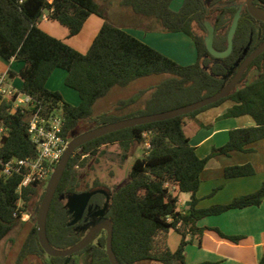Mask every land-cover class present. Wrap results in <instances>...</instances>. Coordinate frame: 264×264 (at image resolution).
Listing matches in <instances>:
<instances>
[{
    "label": "trees",
    "instance_id": "obj_1",
    "mask_svg": "<svg viewBox=\"0 0 264 264\" xmlns=\"http://www.w3.org/2000/svg\"><path fill=\"white\" fill-rule=\"evenodd\" d=\"M119 1L135 14L155 20L160 32H181L191 38L196 61L181 65L113 25L96 0H0V58L23 64L18 72L11 69L10 76L22 79L21 91L36 99L46 113L57 111L63 115L64 135L69 139L97 126L165 112L214 95L229 83L240 63L264 40V21L248 12L246 0H183L178 10L172 9L173 0ZM254 6L264 12V0H254ZM238 11L240 17L232 52L224 58L212 56L205 43L208 20L214 31L213 47L217 52H224L229 28ZM45 12L49 20L68 30L69 37L77 35L91 15L99 16L104 22L88 50L81 53L38 26ZM55 69L66 71L65 85L78 93V105L64 101L58 91L46 87ZM149 77L161 79L150 88L120 100L112 110L95 114L96 104L113 89L126 88ZM228 101L233 105L223 118L250 116L255 125L229 131V140L224 146L201 158L190 144L184 126L200 112ZM10 107L5 101L0 106V121L8 131L0 147V241L18 225L33 221L18 263L28 256H36L44 264H110L105 230L86 248L69 257H51L40 246L36 217L45 182H33L18 191L22 175H1L2 162L36 156L35 145L27 133L29 115L11 114ZM262 139L264 52L248 66L237 87L219 101L189 114L105 134L77 149L69 159L50 206L46 221L48 240L57 250L76 245L88 233L80 228L88 226L90 230L96 223L95 212L100 210L103 218L113 224L112 248L120 264H186L184 251L190 242L188 236L202 235L204 229L197 227L201 218L230 209L259 206L264 199L263 185L254 193L227 204L198 207L200 176L207 161L233 151H252L250 146ZM147 141L150 146L134 161L126 184L111 193L101 189L79 191L78 168L84 167L87 158L97 155L102 146L119 144L125 159L133 147L145 145ZM253 174L250 164L227 167L224 171L226 178ZM180 193L190 194V209L186 213L179 211ZM76 195L88 197L77 222L70 214L69 201L63 202L64 198ZM23 214L31 216L24 222ZM214 230L224 239L233 242L240 239ZM171 231L181 236L175 251L167 245ZM258 264H264V257Z\"/></svg>",
    "mask_w": 264,
    "mask_h": 264
},
{
    "label": "crops",
    "instance_id": "obj_2",
    "mask_svg": "<svg viewBox=\"0 0 264 264\" xmlns=\"http://www.w3.org/2000/svg\"><path fill=\"white\" fill-rule=\"evenodd\" d=\"M109 2L110 0L98 1L102 6L103 4L107 5ZM182 2L183 0H179L176 3L173 0L172 9L178 10ZM99 18L96 15L89 16L81 31L71 39L65 27L56 21L48 19L47 12L40 19L38 26L49 35L61 39L77 51L85 53L104 22L102 18ZM123 29L150 47L181 63L168 50H161L159 46H155L153 36H161L166 43H172L176 38L185 42V40H188L185 37L187 35L184 33L157 32L159 24L154 25L151 19H146L142 23H134L129 27L123 25ZM192 47L193 56L196 58L194 43ZM22 67V63L6 62L0 58V75H7V84L16 89H21L22 79L18 76L11 77L9 72L11 69L18 72ZM53 74L56 73L54 72ZM66 75L67 73L65 78ZM46 87L48 88V81ZM79 103L80 98L75 105ZM232 105L233 103L228 101L219 106L206 109L197 114L195 119L191 121L196 124V128L188 137L190 144L195 147L199 157L206 158L213 149L224 146L229 140V131L255 125L250 116L223 118V114ZM250 147L252 151L249 152L233 151L229 155H216L209 158L200 176V185L197 192L198 207L207 208L214 205L227 204L243 195L254 193L264 185V139L259 140ZM245 164H250L253 167V175L236 178L225 177V168ZM180 194L179 211L186 213L190 209V194L187 193L182 196ZM197 227L204 230L202 235L197 233L194 236H188L190 242L184 251L186 264L204 262L215 264H258L260 259L264 257V199L259 206L230 209L219 215L203 217L197 222ZM214 229H218L226 236H238L240 239L236 242L224 239ZM180 240L181 236L179 234L175 231L170 232L167 237L169 249L175 251Z\"/></svg>",
    "mask_w": 264,
    "mask_h": 264
},
{
    "label": "rangeland",
    "instance_id": "obj_3",
    "mask_svg": "<svg viewBox=\"0 0 264 264\" xmlns=\"http://www.w3.org/2000/svg\"><path fill=\"white\" fill-rule=\"evenodd\" d=\"M96 1L98 2L99 0ZM174 1L178 3L179 0ZM103 6L107 12V20L113 25L121 28H123V25L129 27L134 23H142L146 20V18L135 14L131 9L121 6L119 0H110L107 5L103 4ZM151 21L154 23V25H158L155 20ZM210 21L211 20H208L209 24H211ZM157 32L160 31L158 30ZM73 37L74 36H71L69 38L71 39ZM185 37L188 41L185 40V42H183L176 38L175 41H172V44L171 42H164L161 36H153V43L155 44V46H159L161 50H168V52L172 56H174L175 59L181 62L179 64L189 65L194 63L196 61L194 59L196 58L193 56V43L191 39L187 36ZM54 72L56 74H53ZM54 72L48 80V88L53 91H58L62 95L64 101L72 105L77 104L79 99L77 92L65 85V70L57 69ZM160 79V77L143 78L135 81L126 88L113 89L105 98L101 99L96 104L95 114H101L103 112L112 110L120 100L128 98L141 89H146L148 87L150 88L151 86L157 84ZM195 128L196 124L188 120L187 124L184 126V131L186 135H191L195 131ZM145 147L146 146L142 144L136 145L131 149V151L128 153V156L124 159L122 157L123 151L119 144L114 143L102 146L99 149L97 155L89 156L87 158L88 160L84 167L78 168L79 178L81 182L79 191L84 193L90 189H101L105 193H111L115 189L126 184L130 179V172L132 170L134 161L144 155ZM77 153L80 152L77 151ZM54 169L52 170L50 177ZM47 183L48 181L43 184L44 190ZM43 187L40 186L38 188V191L40 193L42 192ZM185 194L187 193H181L180 195L182 196ZM68 200L69 198H64L63 202L66 203L68 202ZM68 206L72 219L77 222L79 220V205L72 206L69 204ZM32 213L34 215V212ZM95 215L96 222L103 219L102 212L100 210H97L95 212ZM28 216L30 218L31 214H28ZM32 222L26 223L24 225H18L3 240L0 241V264H44V260L41 257L36 256H28L20 263L17 262L20 250L28 236L29 231L33 226ZM88 230V226H82L80 228V231L83 232H88ZM46 258L48 260V257Z\"/></svg>",
    "mask_w": 264,
    "mask_h": 264
},
{
    "label": "water",
    "instance_id": "obj_4",
    "mask_svg": "<svg viewBox=\"0 0 264 264\" xmlns=\"http://www.w3.org/2000/svg\"><path fill=\"white\" fill-rule=\"evenodd\" d=\"M246 7L248 12L256 19L264 21V12L260 11L255 8L254 0H246ZM240 12L238 11L231 23L227 34V49L224 52H217L213 47V40H214V31L213 28L208 24L207 25V36L205 39L206 47L209 53L217 58H224L227 57L233 49V36L237 30L238 22H239ZM264 52V40L263 42L254 50L252 51L238 66L236 73L231 78L229 83L223 87L220 91L215 93L214 95L207 97L205 99L199 100L197 102L191 103L189 105H185L176 109L168 110L161 113H155L150 115H144L139 117H132L127 118L119 121H115L112 123H108L105 125L97 126L92 128L88 131H85L78 136L72 138L68 146L64 152L63 157L56 165L50 179L45 188L44 196L41 201V204L38 208L37 212V235L40 246L45 251V253L51 257H69L78 253L79 251L86 248L89 244H91L97 237V235L102 231L105 230L107 233L106 238V253L108 255V259L110 264H120L117 260L113 248H112V238H113V224L112 222L107 219L103 218L97 221L92 228L88 231L85 237L78 242L76 245L63 249L57 250L53 246H51L46 232V221L48 217V213L50 210V206L54 195L57 191L58 185L60 180L63 176V173L67 167L69 159L71 158L72 154L79 149L84 144L101 137L105 134L121 130L124 128H129L137 125H142L146 123H152L156 121H163L166 119L174 118L180 115L189 114L194 111H197L205 106L213 104L220 99L226 97L232 90H234L237 85L239 84L240 80L242 79L244 72L248 68V66L252 63V61L257 58L260 54ZM69 204L72 206L79 205L78 212L79 214L85 209L88 197L85 195H76L69 198Z\"/></svg>",
    "mask_w": 264,
    "mask_h": 264
},
{
    "label": "built area",
    "instance_id": "obj_5",
    "mask_svg": "<svg viewBox=\"0 0 264 264\" xmlns=\"http://www.w3.org/2000/svg\"><path fill=\"white\" fill-rule=\"evenodd\" d=\"M3 101L10 103L11 114L20 112L29 115L27 133L35 145L36 156L11 158L2 162L1 175L3 177L22 175L18 191L33 182H47L70 141L64 135L65 118L57 111L46 113L44 107L31 95L9 86L5 74L0 75V106ZM7 135V128L0 121V147ZM145 145L150 146L148 141ZM28 218V214H23L21 220L25 222Z\"/></svg>",
    "mask_w": 264,
    "mask_h": 264
}]
</instances>
